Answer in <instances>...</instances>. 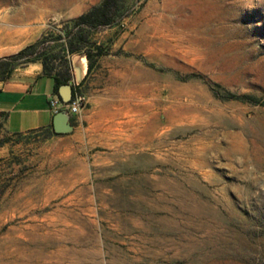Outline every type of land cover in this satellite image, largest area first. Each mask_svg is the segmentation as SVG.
Listing matches in <instances>:
<instances>
[{
	"label": "rangeland",
	"instance_id": "rangeland-1",
	"mask_svg": "<svg viewBox=\"0 0 264 264\" xmlns=\"http://www.w3.org/2000/svg\"><path fill=\"white\" fill-rule=\"evenodd\" d=\"M99 2L0 0L13 73L91 54L69 132L0 131V264H264V0H118L69 53Z\"/></svg>",
	"mask_w": 264,
	"mask_h": 264
},
{
	"label": "crops",
	"instance_id": "crops-1",
	"mask_svg": "<svg viewBox=\"0 0 264 264\" xmlns=\"http://www.w3.org/2000/svg\"><path fill=\"white\" fill-rule=\"evenodd\" d=\"M52 73L25 67L0 80V131L24 133L50 129L53 112L47 101L54 91Z\"/></svg>",
	"mask_w": 264,
	"mask_h": 264
},
{
	"label": "trees",
	"instance_id": "trees-1",
	"mask_svg": "<svg viewBox=\"0 0 264 264\" xmlns=\"http://www.w3.org/2000/svg\"><path fill=\"white\" fill-rule=\"evenodd\" d=\"M118 9H119L118 0H100L99 3L93 5L84 13L73 18L70 21L71 28L66 33V42H67V44H65L66 50L69 53L79 52L78 45L74 43L72 40L75 39V41L77 42H83V36H84L83 29L87 27L89 28V27L110 25L113 22L115 16L117 15ZM31 49H33V44L25 46L24 48L18 50L14 54L0 57V80H4L5 78H7L12 73V70L16 67L19 57L26 53H31L32 52ZM95 52L96 55H99L101 54V49L97 47ZM85 56L87 60H90L91 54L86 52ZM38 59H40V57L29 58V60H38ZM41 62L43 66V72L49 74V72L46 71V61H44V59H41ZM90 65L91 63L88 62V68ZM52 77L54 79L55 92L57 91V87L60 84L68 82L67 78L62 77L58 74H53ZM237 98L242 100L244 98L246 99L250 97H248L247 95H242ZM49 132L52 134H56L52 131L51 128L49 129Z\"/></svg>",
	"mask_w": 264,
	"mask_h": 264
},
{
	"label": "water",
	"instance_id": "water-1",
	"mask_svg": "<svg viewBox=\"0 0 264 264\" xmlns=\"http://www.w3.org/2000/svg\"><path fill=\"white\" fill-rule=\"evenodd\" d=\"M73 80L75 83H80L87 69L86 56L75 54L71 58ZM59 98L66 102L71 95V86L69 83L60 84L57 87ZM51 129L54 133H66L72 129V124L65 110H59L53 113L51 117Z\"/></svg>",
	"mask_w": 264,
	"mask_h": 264
},
{
	"label": "built area",
	"instance_id": "built-area-1",
	"mask_svg": "<svg viewBox=\"0 0 264 264\" xmlns=\"http://www.w3.org/2000/svg\"><path fill=\"white\" fill-rule=\"evenodd\" d=\"M71 86V95L68 101H62L59 96L52 95L49 97L47 104L53 113L59 110H65L70 122L75 121L85 105V97L80 90V84L75 83L73 78L68 79Z\"/></svg>",
	"mask_w": 264,
	"mask_h": 264
}]
</instances>
